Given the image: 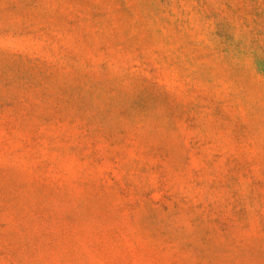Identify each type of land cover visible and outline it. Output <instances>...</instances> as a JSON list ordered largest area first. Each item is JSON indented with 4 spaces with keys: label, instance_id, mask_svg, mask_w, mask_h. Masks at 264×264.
I'll return each instance as SVG.
<instances>
[{
    "label": "rangeland",
    "instance_id": "rangeland-1",
    "mask_svg": "<svg viewBox=\"0 0 264 264\" xmlns=\"http://www.w3.org/2000/svg\"><path fill=\"white\" fill-rule=\"evenodd\" d=\"M0 264H264V0H0Z\"/></svg>",
    "mask_w": 264,
    "mask_h": 264
}]
</instances>
